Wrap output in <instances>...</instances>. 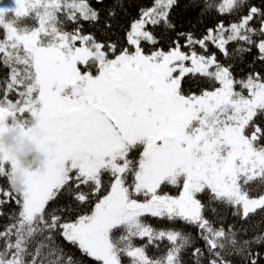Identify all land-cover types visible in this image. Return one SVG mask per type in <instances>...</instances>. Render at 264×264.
Returning a JSON list of instances; mask_svg holds the SVG:
<instances>
[{
	"label": "snow or ice",
	"instance_id": "obj_1",
	"mask_svg": "<svg viewBox=\"0 0 264 264\" xmlns=\"http://www.w3.org/2000/svg\"><path fill=\"white\" fill-rule=\"evenodd\" d=\"M246 3L207 0L205 10L232 13ZM177 4L154 0L153 7L142 9L127 33L131 50L119 51L115 44L106 48L81 34L80 27L65 29L67 22L99 19L88 0L0 5V65L10 69L0 96V128L17 119L37 121L28 131L35 132L49 156L46 170L28 173L26 191L3 193L20 210L0 232L5 241L0 264H74L51 246L57 230L96 264H182L181 253L192 246V238L175 229H155L146 217L196 226L205 247H193L194 264H230L224 256L233 253L246 264L264 260L251 250V244L264 243V235L241 239L238 234L246 229L215 228L204 216L206 209L216 212L214 204L234 207L241 220L264 209V128L256 122L264 121V77L255 73L237 80L230 66L192 47L206 50L210 41L228 57L229 42H244L264 61V10L250 6L239 22L227 28L220 23L199 40L188 33L189 52L175 41L167 51L146 53L142 41L159 42L146 24L174 30L169 15ZM257 18L259 27H252ZM250 50L241 46L234 52ZM188 74L207 78L212 89L184 94L182 80ZM8 93L18 98L13 101ZM17 168V161L0 151V177L10 184ZM253 184L257 196L250 195ZM83 188L95 197L87 212L74 220L54 213L46 218V206L61 192L80 205L91 203ZM169 188L179 194L170 195ZM37 236L48 244L41 241L30 251ZM137 238L147 243L137 245ZM163 241L169 245L166 253L149 256L147 248Z\"/></svg>",
	"mask_w": 264,
	"mask_h": 264
},
{
	"label": "trees",
	"instance_id": "obj_2",
	"mask_svg": "<svg viewBox=\"0 0 264 264\" xmlns=\"http://www.w3.org/2000/svg\"><path fill=\"white\" fill-rule=\"evenodd\" d=\"M207 0H178L177 6H174L170 10L169 20L175 24V29H166L163 24L153 26L150 23L146 24V30L151 32L159 41L157 45L153 46L148 42H142V47L146 49L147 46L150 50L155 48H162L167 51L172 47H175V41H179L181 50H186V36L191 33L196 40L202 39L208 34V30L212 29L214 32L220 23H223L225 27H229L231 23L239 22L243 15H246L250 6H255L261 10H264V0H247L244 7L233 11L232 13H219L215 8L205 10ZM212 3L219 4L221 0H211ZM90 6L99 13V19L96 21H86L80 19L78 22L65 23V29L72 31L73 29L80 27L81 34L90 35L95 38L99 43L105 44L106 48L109 44H115L117 51L128 48L127 46V33L131 29V24L141 18V10L148 9L154 6V0H88ZM110 11H114L115 15H110ZM61 15V19H63ZM31 23V21H28ZM251 23L252 27H259V18L254 19ZM110 25V26H109ZM183 33L184 35H181ZM254 39H258L254 37ZM207 48L205 50L207 55L211 53L215 55L217 61L224 66H230L231 72L235 79H246L249 74L259 73L261 77H264V61L259 60L258 49L244 42L233 41L229 42L226 47L229 53L228 57H225L223 52L217 48L210 41H206ZM250 48V52L242 54L235 53L234 50L239 47ZM194 50H198L199 44L194 46ZM191 49L189 48V51ZM187 51V50H186ZM187 51V52H189ZM2 55V54H0ZM10 79V69L0 65V96L4 94L6 87L5 81ZM213 85L207 78L197 75L188 74L182 80V91L184 94H197L199 95L202 90H211ZM236 88L238 90L239 86ZM9 98L17 99L18 97L14 93H8ZM262 128H264V121L257 119L256 121ZM137 153H132L130 156H135ZM138 155V154H137ZM107 182L108 178L104 176L102 178ZM250 195L257 196L260 192L257 190L255 184L252 186ZM8 191L13 193L6 177H0V232H4L6 228L14 223L13 217L18 215L20 210L19 206L14 203L12 197L4 196V192ZM86 195H90L87 188H83ZM170 195H178L179 191L175 188H169ZM103 194V193H102ZM202 202L207 204L205 197H200ZM8 201V202H5ZM91 203L80 205L73 198H70L61 192L54 200L50 201L46 206L45 215L54 213L61 217L62 220H74L78 214H84L91 207L94 206L95 197L90 195ZM216 212L213 213L210 210H205L204 216L213 224V227H223L228 230L230 226H233V230L244 228L246 233H239L241 239L251 240L253 237L264 235V209H258L255 213H250L246 220H241L239 216H234V207L226 205L214 204ZM147 222L155 229L167 230L175 229L181 231L192 238V246L188 247L181 253L182 264H194L192 258L193 247H200L204 249V241L200 237V230L194 226L186 224L183 221H167L162 218L146 217ZM53 235L51 246L59 249L67 262V258L71 257L74 264H96L93 258L88 257L79 250L78 246L72 245L67 242L64 237L57 230ZM15 237H13V241ZM43 241L48 244V241H44L42 236H37L30 245V251L34 249L37 243ZM135 243L141 245L147 243V238L141 240L136 239ZM5 241L0 239V249H3ZM158 245V246H157ZM168 242H156V244L150 245L147 248V253L151 257H159L166 253L168 248ZM251 250L253 252H259L261 256H264V243L251 244ZM47 248L45 249V254ZM207 255V253H205ZM28 260L31 256L27 257ZM224 259L229 261L230 264H246L243 256L236 255L235 253L225 255ZM258 264H264V260L258 261Z\"/></svg>",
	"mask_w": 264,
	"mask_h": 264
},
{
	"label": "clouds",
	"instance_id": "obj_3",
	"mask_svg": "<svg viewBox=\"0 0 264 264\" xmlns=\"http://www.w3.org/2000/svg\"><path fill=\"white\" fill-rule=\"evenodd\" d=\"M37 121L25 124L23 120L6 122L0 128V151L10 155L18 163V168L11 178L10 184L14 191L24 192L28 189V173L44 171L49 163L48 153L38 142L35 132Z\"/></svg>",
	"mask_w": 264,
	"mask_h": 264
},
{
	"label": "rangeland",
	"instance_id": "obj_4",
	"mask_svg": "<svg viewBox=\"0 0 264 264\" xmlns=\"http://www.w3.org/2000/svg\"><path fill=\"white\" fill-rule=\"evenodd\" d=\"M0 5H4V6H14V0H0ZM227 28V27H226ZM213 33H215L214 31H213ZM225 35H227V33H225ZM142 42H144V41H142ZM77 46H80V42L79 41H77ZM127 46H128V48H130V46L128 45V43H127ZM141 46H142V43H141ZM130 50H131V48H130ZM145 50V52L147 53V52H149V51H151L150 50V47L149 46H147L146 47V49H144ZM183 50V49H182ZM181 50V51H182ZM187 51H189V47L186 49ZM186 50H183L184 52H187ZM198 54H200V55H204V56H211V55H214V54H210V55H207L206 54V52H205V49H203V48H199L198 49V51H196ZM91 70L93 71V74H95V68H94V66L91 68ZM239 86V85H238ZM238 90V89H237ZM138 155L137 154H135V156H132V157H137ZM106 177H107V175H105ZM108 178V177H107Z\"/></svg>",
	"mask_w": 264,
	"mask_h": 264
}]
</instances>
